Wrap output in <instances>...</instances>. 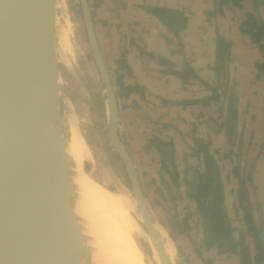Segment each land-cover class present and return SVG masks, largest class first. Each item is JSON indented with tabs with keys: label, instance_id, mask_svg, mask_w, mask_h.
Here are the masks:
<instances>
[{
	"label": "crops",
	"instance_id": "obj_1",
	"mask_svg": "<svg viewBox=\"0 0 264 264\" xmlns=\"http://www.w3.org/2000/svg\"><path fill=\"white\" fill-rule=\"evenodd\" d=\"M87 1L99 49L100 24L114 23L116 31L110 37L126 44L125 66L121 67L125 73L120 77L121 88L130 91L117 105V128L121 140H126L125 127L137 131L132 133V145L123 142L131 149L136 173L144 184L155 176L172 188L170 177L160 167V154L153 146L148 149L149 141L137 126L151 120L156 127H164L162 135L154 137L171 142L178 191L171 190V195L177 193V202L170 206H175V213L171 217L168 208L155 212L161 220L169 214L171 223L184 220L183 208L190 213L184 226L186 232L176 231L173 238L169 237L176 246V258L184 264L237 262L241 255L238 236L245 232L243 211L237 201L238 182L248 178L258 187L254 198L248 193L247 202L264 245V143L260 140L264 134V71L257 67L264 63V32L262 39L254 42L240 29L248 14L255 16L256 24L264 25V0H242L238 6L230 2L218 6V0ZM158 8L177 12L176 19L182 17L183 22L168 27L153 11ZM197 143H206L216 161L221 203L226 223L232 229L230 241L231 245L237 244V249L233 246L229 250L230 242L206 243L195 190L190 193V186L183 183L194 180L196 171H204ZM143 146L155 174H145L141 161L134 157V152ZM239 149L241 153L235 155ZM175 225L172 228L178 230ZM242 240L248 248L247 264H254L253 241L246 236Z\"/></svg>",
	"mask_w": 264,
	"mask_h": 264
},
{
	"label": "water",
	"instance_id": "obj_2",
	"mask_svg": "<svg viewBox=\"0 0 264 264\" xmlns=\"http://www.w3.org/2000/svg\"><path fill=\"white\" fill-rule=\"evenodd\" d=\"M55 3L0 0V264H85L76 253L53 240L59 228L77 231L75 222L67 221L59 212L63 204H72V195L62 188L70 166L62 164L61 115L48 98L52 67L57 66ZM79 4L91 56L104 83L108 135L129 174L144 226L155 237L164 261V243L147 225L150 213L136 169L117 137L116 98L90 6L87 0H79ZM55 114L60 122L50 118ZM202 219L205 235L210 237L212 221L207 216Z\"/></svg>",
	"mask_w": 264,
	"mask_h": 264
},
{
	"label": "rangeland",
	"instance_id": "obj_3",
	"mask_svg": "<svg viewBox=\"0 0 264 264\" xmlns=\"http://www.w3.org/2000/svg\"><path fill=\"white\" fill-rule=\"evenodd\" d=\"M54 14L53 38L55 60L61 75L62 91L67 100V102L62 103L61 106H63L64 113H67L70 109L72 110V113L75 115L80 133L90 151L91 158L90 160L84 162L83 167L86 169V171L92 172L91 175L94 177V179L100 184L104 185L107 189L115 191L117 187L118 189L124 190L131 198H133L129 174L127 173L121 157L111 143L108 135L107 122L109 120V113L104 83L99 76L98 70L91 56L81 17L79 0H56ZM242 27L244 28V26ZM115 31L114 23L110 24L109 26L104 24L97 26V33H99L98 37L100 52L108 69L116 103L119 107V100H121V98L126 99L125 96L128 93L127 91L130 90L121 88L122 82L120 74L125 73V69L121 67L125 66L124 54L126 44L125 42L122 44L118 43L116 41V37L114 38L115 41L113 40V36L110 37V34H112V32L114 33ZM128 104L129 102L125 103V105ZM130 107L133 106L130 105ZM65 116L67 117V114H65ZM134 116L140 117V114L135 113ZM137 127H140L144 133V137L147 139L146 142L149 141L147 145L148 149L151 148V146L155 147V145L151 142V138L162 135V131H164L161 130V128H164L163 126L156 127L155 123L151 120H149L147 123L139 124ZM155 127L157 128L156 130H154ZM148 128L151 130H148ZM125 130H127L125 134L126 140H121L119 138V131L116 121L117 137L122 147L131 158V149H128L124 142L127 143L126 141H129V143L132 145L134 140L132 133H136L137 131H129L126 127ZM260 140L262 141L261 143H264V134L261 135ZM146 149L144 146L143 148L140 147L137 152H134V157L137 156V158L141 161V168L145 174L146 172L147 174L148 172L155 174L154 171H152L154 169L153 164L147 162L146 154L148 151ZM240 153L241 151H239V154ZM137 176L139 179V175ZM154 177L148 178L145 184L139 179L143 197L147 204L149 213L155 216L167 237L173 238L172 236L176 233V231L185 233L187 229L184 226L187 225L186 220L190 216V213L187 212V207L183 208L182 211L184 216L182 218L184 220L179 223H176L175 221L174 223H171L167 217L169 214L163 217L161 220L159 215L155 212L158 209L162 212L165 210V208H168L170 211V216H173L172 214L175 213V206H170V203H173V201L177 202L175 201L177 200L175 199V197H177V193L175 195H171V190H175L174 192H177L178 186L170 183L172 188L169 187V184H167L168 186L166 187L162 181H159V178ZM141 179H143V177ZM161 179L163 180V178ZM240 182H242L241 184L243 187H241V184L239 185L238 182L239 187L237 190V201L241 202L242 205H247L250 210V203L247 202V195L249 193L251 194L249 197L254 198L256 196V192L258 191V187H256V182L250 183L248 180H243ZM183 183L186 186H190V193L191 190H194L193 188L195 187L193 186H195V180H185ZM158 188L159 190L157 191L156 189ZM244 192L246 193L245 195ZM132 212L135 218L139 221L140 227L147 231L142 220L141 212L136 206V203ZM241 220L242 225L246 228L247 224L244 220V217H242ZM173 225L176 227L178 226L180 230L178 228V230H174L172 228ZM180 226H182V228ZM245 228L243 227L242 231H245ZM242 234H239L238 236L236 233V235L240 237V250L243 247L242 238H245L241 236ZM84 237H86V235H84ZM153 239L156 240L155 237ZM139 242L144 249V253L146 254L145 256L149 255L151 249L150 246L146 245L141 239H139ZM237 247L238 246H235L234 248L237 249ZM171 261L172 264H184L183 261L176 258L175 251ZM247 262L248 261L242 258L241 255H238L237 262L236 259L231 261L232 264H247Z\"/></svg>",
	"mask_w": 264,
	"mask_h": 264
},
{
	"label": "bare ground",
	"instance_id": "obj_4",
	"mask_svg": "<svg viewBox=\"0 0 264 264\" xmlns=\"http://www.w3.org/2000/svg\"><path fill=\"white\" fill-rule=\"evenodd\" d=\"M57 66L52 67L53 83L48 98L56 103L61 115L65 151L62 164L70 166L69 178L65 177L62 188L63 191L70 190L72 195V204H63L59 212L67 221L75 222L77 231L74 233L71 229L59 228L53 240L76 253L85 264H164V261L172 264L175 247L155 216H148L147 225L164 243V261L158 253L154 236L148 230H143L132 214L134 199L117 187L115 191L107 189L94 179L92 172L84 169V162L91 158L90 151L72 110L67 113L62 110L61 104L67 100L62 91L61 75ZM50 118L60 122L58 114ZM139 239L150 246L149 255L145 256Z\"/></svg>",
	"mask_w": 264,
	"mask_h": 264
},
{
	"label": "trees",
	"instance_id": "obj_5",
	"mask_svg": "<svg viewBox=\"0 0 264 264\" xmlns=\"http://www.w3.org/2000/svg\"><path fill=\"white\" fill-rule=\"evenodd\" d=\"M242 0H218V6L226 2L232 3L234 6H238ZM168 27H174L178 22L182 23L184 19H176L177 12L166 9L153 10ZM244 26V28L242 27ZM241 26V31L246 32L250 35L252 41L259 42L262 39V33L264 32V25L256 24V18L253 14H248L246 20ZM257 67L264 71V63L257 64ZM151 142L155 145L158 153L160 154V167L162 172L168 174L170 182L177 184V175L175 172V166L173 163V150L171 142L159 140L157 137L151 139ZM196 150L203 156L204 171L199 173L196 171L194 176L195 188H194V199L200 208V215L207 216L211 219V236L205 237L206 243L219 241V244L230 242L229 250H232L233 246L237 244L234 242L231 245V228L226 223V217L224 215V209L221 203L222 192L221 184L218 178L216 161L213 159L209 151L207 150L206 143L201 145ZM235 171V170H234ZM249 176V175H248ZM248 181L251 183V180ZM242 182H240L241 184ZM241 187L242 184H241ZM245 195V194H244ZM238 206L243 211V217L247 224L245 232L241 235L242 237H249L252 239L254 244L255 253L253 254L254 264H264V245L259 239L260 233L256 224L251 217V212L247 205H242L238 201ZM243 247L240 250L242 258L249 260L247 247L245 242L242 243Z\"/></svg>",
	"mask_w": 264,
	"mask_h": 264
},
{
	"label": "flooded vegetation",
	"instance_id": "obj_6",
	"mask_svg": "<svg viewBox=\"0 0 264 264\" xmlns=\"http://www.w3.org/2000/svg\"><path fill=\"white\" fill-rule=\"evenodd\" d=\"M239 151H241V150L239 149L238 151H235L236 152L235 154L238 155ZM170 183H172V182H170ZM174 185H176V184H174ZM239 185H240V182H239ZM204 234H205V232H204ZM205 237H207V236L205 235Z\"/></svg>",
	"mask_w": 264,
	"mask_h": 264
}]
</instances>
